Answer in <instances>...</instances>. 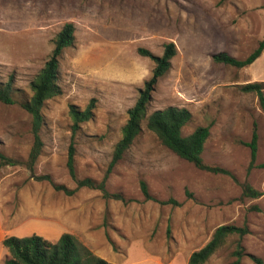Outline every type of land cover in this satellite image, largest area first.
<instances>
[{
    "label": "rangeland",
    "instance_id": "obj_1",
    "mask_svg": "<svg viewBox=\"0 0 264 264\" xmlns=\"http://www.w3.org/2000/svg\"><path fill=\"white\" fill-rule=\"evenodd\" d=\"M264 0H0V81L12 76L15 104L0 103V152L26 163L33 144L31 118L20 107L64 24L74 42L59 60L60 95L42 109V151L32 171L0 163V225L4 234H32L56 242L62 233L109 264H187L222 225L247 227L230 235L205 264H264V168L248 172L256 124V164H264V113L257 97L240 86L252 82L244 68L211 60L225 52L246 58L264 39ZM172 42L176 54L158 80L140 132L108 174L106 190L76 189L66 166L73 147L77 179L100 181L127 120V111L150 77L153 63L137 49L160 56ZM249 69V68H248ZM92 105V117L72 133L70 106ZM184 108L187 136L208 127L202 160L235 180L195 168L164 147L145 127L155 110ZM161 205L146 201L140 190ZM247 183L262 195L242 198ZM74 190L66 195L52 185ZM8 253L0 245L1 254ZM3 264V262H2Z\"/></svg>",
    "mask_w": 264,
    "mask_h": 264
},
{
    "label": "trees",
    "instance_id": "obj_2",
    "mask_svg": "<svg viewBox=\"0 0 264 264\" xmlns=\"http://www.w3.org/2000/svg\"><path fill=\"white\" fill-rule=\"evenodd\" d=\"M223 1V0H222ZM264 7V6H263ZM74 26L66 23L56 34L53 41V48L45 61L43 67L31 81L29 85L30 98L20 103V107L26 111L31 118V133L33 144L28 153L26 163L6 157L0 152V163L7 166H17L25 164L29 171H32L38 157L42 151L41 129L43 126L42 109L46 101L60 95L61 91L57 84L59 73V60L66 48L73 45ZM264 50V39L258 42L256 48L244 59H237L225 52H218L212 55L214 64L225 65L237 69H243L251 65L260 57ZM137 53L149 58L153 63L150 77L144 81L143 87L139 89L134 105L127 111V120L121 132V138L115 144L111 160L107 170L100 181L89 178L77 179L74 172L73 147H69L67 168L70 177L76 184V189L87 188L97 190L104 199L121 200L119 194H110L106 190L108 174L116 163L122 159L124 153L129 149L135 137L140 132L142 119L145 117L147 105L151 99L156 84L170 69V62L176 54V48L172 42L163 45L160 56L153 53L137 49ZM243 93H252L257 97L260 110L264 113V82H247L240 86ZM14 81L10 76L6 82L0 81V103L5 105L15 104L13 98ZM92 105L88 104L83 110L70 106L69 115L72 121V133H76L80 124L89 121L92 117ZM191 119V114L184 108L169 106L162 110L153 111L146 119L145 127L153 133L160 143L175 154L178 158L192 164L195 168L213 174L226 175L233 180L234 177L226 170L215 166H208L203 163L202 152L204 144L209 136L208 127H197L189 135L182 136L181 130ZM258 135L256 124H253L251 138L249 142L242 144L249 149L248 172L254 168H264V164H256ZM55 190H61L66 195L73 194L74 190H68L64 186L52 185ZM242 198L257 199L262 194L247 183L241 184ZM140 190L146 201H154L161 205L170 204L173 201H157L148 193L146 184L140 182ZM247 234V227H236L233 225H222L217 227L210 240L199 250L193 252L187 264H205L209 258L223 245L225 239L230 235L243 237ZM3 247L7 250L8 256L3 264H109L103 258L95 255L85 245H83L72 234L62 233L56 242H51L40 236L32 234L27 237L7 236L2 240ZM243 249L241 243L236 244L233 252L238 264ZM256 264H263L260 259L253 258Z\"/></svg>",
    "mask_w": 264,
    "mask_h": 264
},
{
    "label": "crops",
    "instance_id": "obj_3",
    "mask_svg": "<svg viewBox=\"0 0 264 264\" xmlns=\"http://www.w3.org/2000/svg\"><path fill=\"white\" fill-rule=\"evenodd\" d=\"M244 70H245L246 74H248L250 76V78L252 79V82H264V50H263L262 54L260 55V57L258 59H256L251 65L244 68ZM9 236H11V235H9ZM5 237H7V235L4 234V231L0 225V245H2V240ZM7 256H8V253L4 254V256H2V254H1L0 264H2V262L4 261V259Z\"/></svg>",
    "mask_w": 264,
    "mask_h": 264
}]
</instances>
